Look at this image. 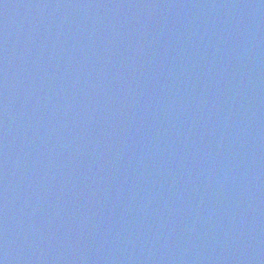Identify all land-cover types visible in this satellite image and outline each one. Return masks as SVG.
I'll return each mask as SVG.
<instances>
[{
  "label": "water",
  "instance_id": "95a60500",
  "mask_svg": "<svg viewBox=\"0 0 264 264\" xmlns=\"http://www.w3.org/2000/svg\"><path fill=\"white\" fill-rule=\"evenodd\" d=\"M0 264H264V0H0Z\"/></svg>",
  "mask_w": 264,
  "mask_h": 264
}]
</instances>
